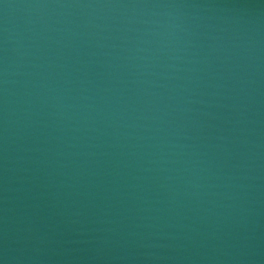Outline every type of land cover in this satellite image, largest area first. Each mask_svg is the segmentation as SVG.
<instances>
[{
  "label": "water",
  "instance_id": "obj_1",
  "mask_svg": "<svg viewBox=\"0 0 264 264\" xmlns=\"http://www.w3.org/2000/svg\"><path fill=\"white\" fill-rule=\"evenodd\" d=\"M0 264H264V0H0Z\"/></svg>",
  "mask_w": 264,
  "mask_h": 264
}]
</instances>
